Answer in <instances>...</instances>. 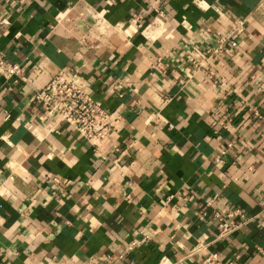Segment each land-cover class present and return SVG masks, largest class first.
Wrapping results in <instances>:
<instances>
[{
	"label": "crops",
	"instance_id": "crops-1",
	"mask_svg": "<svg viewBox=\"0 0 264 264\" xmlns=\"http://www.w3.org/2000/svg\"><path fill=\"white\" fill-rule=\"evenodd\" d=\"M0 55V264H264V0H0ZM59 71L116 119L96 149L33 101Z\"/></svg>",
	"mask_w": 264,
	"mask_h": 264
},
{
	"label": "built area",
	"instance_id": "built-area-1",
	"mask_svg": "<svg viewBox=\"0 0 264 264\" xmlns=\"http://www.w3.org/2000/svg\"><path fill=\"white\" fill-rule=\"evenodd\" d=\"M17 4H22L26 0H12ZM234 30L228 31L218 39L216 51H221L225 43L234 45L232 34ZM264 62V59H263ZM24 67L18 62H10L0 55V73L7 78L15 80L21 79ZM33 101L40 104L43 108L51 112L60 121L65 123L68 128L75 131L84 141L93 148L103 144L110 133L117 126L116 119L97 103L87 88V83L80 76L68 75L62 71L57 72L41 89L34 92ZM253 115L264 124V116L253 109ZM8 115L5 114V117ZM233 141L227 143L228 146ZM53 180L56 181L55 178ZM206 204H210L207 201ZM205 214L204 209L200 210V217ZM241 218L237 223L235 218ZM212 218L218 228V236L223 237L234 231L244 218L239 209L233 208L221 213L214 210ZM134 242L126 245L124 250L118 255L132 248ZM162 264H167L163 262ZM197 264H235L234 260L224 261L219 258L217 253L208 252L197 262Z\"/></svg>",
	"mask_w": 264,
	"mask_h": 264
},
{
	"label": "bare ground",
	"instance_id": "bare-ground-1",
	"mask_svg": "<svg viewBox=\"0 0 264 264\" xmlns=\"http://www.w3.org/2000/svg\"><path fill=\"white\" fill-rule=\"evenodd\" d=\"M154 22H155V21H154ZM160 25H161V24H160ZM159 27H160V26H159ZM159 27H158V28H159ZM151 28H152V27H151ZM159 29H161V28H159ZM154 32H155V31H154ZM155 33H156V32H155ZM156 34H157V33H156Z\"/></svg>",
	"mask_w": 264,
	"mask_h": 264
}]
</instances>
